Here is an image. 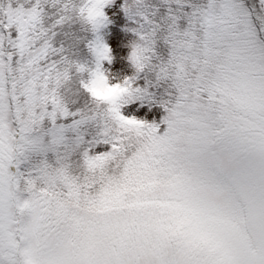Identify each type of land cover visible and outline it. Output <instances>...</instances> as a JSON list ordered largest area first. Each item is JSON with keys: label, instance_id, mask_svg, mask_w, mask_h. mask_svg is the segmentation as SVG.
<instances>
[{"label": "snow or ice", "instance_id": "6c2138e0", "mask_svg": "<svg viewBox=\"0 0 264 264\" xmlns=\"http://www.w3.org/2000/svg\"><path fill=\"white\" fill-rule=\"evenodd\" d=\"M45 2L0 6V264H264V0H123L138 72L115 83L114 0H54L90 21L75 69L118 93L104 112L60 96ZM145 71L170 82L158 123L122 111Z\"/></svg>", "mask_w": 264, "mask_h": 264}, {"label": "trees", "instance_id": "16d2710c", "mask_svg": "<svg viewBox=\"0 0 264 264\" xmlns=\"http://www.w3.org/2000/svg\"><path fill=\"white\" fill-rule=\"evenodd\" d=\"M1 2L8 4L9 0H1ZM11 2L12 6L17 7L18 4H23L27 9L32 6L35 0H29V2H25V0H11ZM73 2L78 3V0H73ZM149 2L155 4L156 0H149ZM90 14L91 9H89ZM61 17H65L63 22L57 23ZM85 18H81L75 13H65L62 3H55L54 0H46L42 4V26L48 30L47 35L50 38L52 48L57 50L53 59L64 60L70 64L65 66L66 70L69 71V79L59 88L60 96L70 111L82 110L90 107L92 104L97 111L103 112L106 106H108L111 95L103 94L99 96L93 92L97 99L90 101L89 94L83 89L81 84L82 80L89 79V75L87 72L83 74L77 73L75 69L76 63L91 64L92 60L86 45L88 41L93 39V34L87 26L90 24V21L85 22ZM14 35H16L15 32H13ZM156 52L162 58H166V50L162 44L157 46ZM139 75L152 86L151 95L156 102L163 104V102L169 99L168 85L170 82L161 81L156 83L155 76L147 71ZM91 131L94 134L98 129H92Z\"/></svg>", "mask_w": 264, "mask_h": 264}, {"label": "rangeland", "instance_id": "374dc122", "mask_svg": "<svg viewBox=\"0 0 264 264\" xmlns=\"http://www.w3.org/2000/svg\"><path fill=\"white\" fill-rule=\"evenodd\" d=\"M122 4L123 0H114V3L106 6L105 13L109 16V22L106 27L100 31V34L104 36L106 42L113 48V65H109L107 61L104 62L105 68H107L105 71L112 78L111 82L113 83L122 81L130 75L135 76L138 72L137 67L128 62L127 55L130 52V49L137 46L140 42L131 31H125L126 28L135 27V25L127 20L125 14L121 10ZM7 5L8 4H3L0 0V6L6 7ZM12 7L15 8V6ZM129 7L135 9L137 7L136 0H129ZM87 21L88 18L86 17L85 22ZM86 59L88 58L86 57ZM113 67L119 71H113ZM136 84L139 87L147 86L148 92L151 94L152 86H150L144 78L140 77ZM89 85L92 86L93 92L99 96L103 94L111 95L108 106L115 96L118 95L114 90H106L99 84L89 82ZM104 111L105 109L103 112ZM122 111L126 116L135 117L149 123H152L153 121L158 123L166 114L162 107V103L156 102L152 95L150 100L146 98L145 100L135 101L127 105ZM26 167H28L27 163L21 166L22 170ZM11 170L15 171L14 168Z\"/></svg>", "mask_w": 264, "mask_h": 264}]
</instances>
